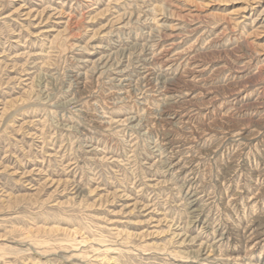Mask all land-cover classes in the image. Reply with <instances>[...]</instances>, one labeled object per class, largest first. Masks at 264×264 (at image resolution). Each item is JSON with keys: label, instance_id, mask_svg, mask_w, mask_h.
Here are the masks:
<instances>
[{"label": "rangeland", "instance_id": "obj_1", "mask_svg": "<svg viewBox=\"0 0 264 264\" xmlns=\"http://www.w3.org/2000/svg\"><path fill=\"white\" fill-rule=\"evenodd\" d=\"M0 264H264V0H0Z\"/></svg>", "mask_w": 264, "mask_h": 264}]
</instances>
